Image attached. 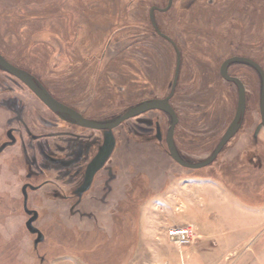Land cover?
I'll use <instances>...</instances> for the list:
<instances>
[{
    "label": "rangeland",
    "instance_id": "1",
    "mask_svg": "<svg viewBox=\"0 0 264 264\" xmlns=\"http://www.w3.org/2000/svg\"><path fill=\"white\" fill-rule=\"evenodd\" d=\"M168 2L0 0V56L56 101L106 123L168 97L178 52L174 144L186 162H202L237 107L222 64L247 58L264 73V0ZM153 7L177 50L153 29ZM226 74L245 90L242 123L209 165L191 169L168 153L165 112L111 131L83 128L0 69V264H264L261 80L243 62ZM108 137L110 154L85 189Z\"/></svg>",
    "mask_w": 264,
    "mask_h": 264
},
{
    "label": "water",
    "instance_id": "2",
    "mask_svg": "<svg viewBox=\"0 0 264 264\" xmlns=\"http://www.w3.org/2000/svg\"><path fill=\"white\" fill-rule=\"evenodd\" d=\"M170 3H171V0H169L166 6V9L169 8ZM153 11H154V7L151 8L149 11V20L151 22L153 29L160 37L168 40L174 46L171 40L167 38L165 35H163L158 30L155 24L154 18H153ZM179 59H180L179 53L176 52L175 73H174V78H173V84L171 87V92L168 97H166L165 99H153L150 101H144L141 104L131 108L130 110H128L123 115L116 118L115 120L106 122V123H100V122H95V121L85 119L77 111L56 101L32 76H30L27 72L12 66L1 56H0V68H2L8 74L12 75L14 78L20 81L23 85H25L32 92V94L52 113L61 115L63 117L64 116L68 117L71 121H73L78 126L83 127V128L96 130V131H111L115 129L116 127H118L122 122L129 120L131 118H134L136 116H139L141 114H144L146 112L153 111V110L165 112L171 119V123H170L169 129L167 131L166 138H165L166 147H167V150H168V153L171 159L175 161L177 164L185 168L198 169V168H202V167L209 165L216 158V156L221 151L225 143L236 133V131L239 128V121L245 110V90L243 88V85L237 78H231L226 74L227 65L232 62H236V61L243 62L245 64H248L252 68H254L260 77V80H261L260 99H259L260 125L256 133L258 132L260 128L264 130V73L262 69L259 67V65H257L255 62L247 58L232 57L226 60L222 64V66L220 67L221 76L225 80L232 82L237 88L238 101H237L236 111H235V114H234V117L231 123L225 130L222 138L220 139L218 145L216 146L211 156L202 162H199L196 164H190V163H187L181 160L175 150V146L173 144V131L177 123V118H176L175 112L173 111V109L168 103V100L172 96L176 83H177L178 71H179ZM111 147H112V139L108 137L105 146L103 147V149L100 151V153L96 156V158L93 160V162L88 167V170L86 172V185L84 186L85 189L87 188V185L92 180L94 174L99 170L101 165L107 159L108 155L110 154ZM35 216H36V213L33 212L32 216L29 218V220L26 223L27 229L30 230L31 232L35 231V228H33L32 226V221L34 220ZM37 237L38 238L40 237L38 233H37Z\"/></svg>",
    "mask_w": 264,
    "mask_h": 264
},
{
    "label": "flooded vegetation",
    "instance_id": "3",
    "mask_svg": "<svg viewBox=\"0 0 264 264\" xmlns=\"http://www.w3.org/2000/svg\"><path fill=\"white\" fill-rule=\"evenodd\" d=\"M158 8H155L154 7V11L155 10H157ZM159 10V9H158ZM153 11V12H154ZM158 28V27H157ZM159 30V29H158ZM164 35V34H163ZM167 37V36H166ZM168 38V37H167ZM172 42V41H171ZM173 43V42H172ZM174 44V43H173ZM174 48H175V50H177V48H176V46H175V44H174V46H173ZM229 65V64H228ZM227 65V66H228ZM177 80H178V78H177ZM170 94V93H169ZM173 95V94H172ZM170 105V104H169ZM74 110V109H73ZM50 111V110H49ZM76 111V110H75ZM174 111V110H173ZM51 112V111H50ZM175 112V111H174ZM56 116H59V117H61V118H63V119H65V120H67L68 122H70V124H73V125H77L76 123H74L73 121H71L68 117H63V116H61V115H57V114H55ZM175 115H176V113H175ZM82 116V115H81ZM83 117V116H82ZM176 118H177V116H176ZM242 118L243 117H241V119H240V121H239V125H240V123H242ZM170 121H171V119H170ZM177 122H178V119H177ZM171 123V122H170ZM78 126V125H77ZM258 127H259V125H258ZM258 131H263L264 132V130L262 129V128H260ZM173 133H174V131H173ZM167 134V133H166ZM166 138V137H165ZM107 141V140H106ZM105 144H106V142H105ZM173 144H174V139H173ZM174 146H175V144H174ZM167 148V147H166ZM103 149V148H102ZM175 150H176V152H177V154H178V156H179V158L181 159V160H183L184 162H186V160H185V158L178 152V150H177V148H176V146H175ZM101 151V150H100ZM100 153V152H99ZM98 153V154H99ZM97 154V155H98ZM96 155V156H97ZM96 156L91 160V162L89 163V165L86 167V170H85V180H86V172H87V170H88V167L90 166V164L93 162V160L96 158ZM187 163H189V162H187ZM197 163H199V162H197ZM190 164H194V163H190ZM196 164V163H195ZM94 176H95V174H94ZM93 176V177H94ZM93 179V178H92ZM25 209V208H24Z\"/></svg>",
    "mask_w": 264,
    "mask_h": 264
},
{
    "label": "built area",
    "instance_id": "4",
    "mask_svg": "<svg viewBox=\"0 0 264 264\" xmlns=\"http://www.w3.org/2000/svg\"><path fill=\"white\" fill-rule=\"evenodd\" d=\"M171 234L174 237L178 236V238L180 239V242H184L185 237H186V234H184L182 230L173 231Z\"/></svg>",
    "mask_w": 264,
    "mask_h": 264
},
{
    "label": "crops",
    "instance_id": "5",
    "mask_svg": "<svg viewBox=\"0 0 264 264\" xmlns=\"http://www.w3.org/2000/svg\"><path fill=\"white\" fill-rule=\"evenodd\" d=\"M1 101V100H0ZM3 108V106H1V104H0V110ZM5 109V108H4ZM4 109H2V110H4Z\"/></svg>",
    "mask_w": 264,
    "mask_h": 264
},
{
    "label": "bare ground",
    "instance_id": "6",
    "mask_svg": "<svg viewBox=\"0 0 264 264\" xmlns=\"http://www.w3.org/2000/svg\"><path fill=\"white\" fill-rule=\"evenodd\" d=\"M0 69H2V68H0ZM3 70V69H2ZM10 75V74H9ZM10 76H12V75H10ZM16 79V78H15Z\"/></svg>",
    "mask_w": 264,
    "mask_h": 264
}]
</instances>
